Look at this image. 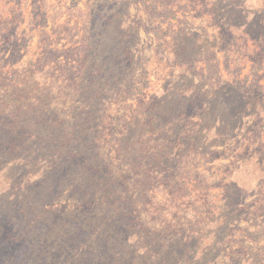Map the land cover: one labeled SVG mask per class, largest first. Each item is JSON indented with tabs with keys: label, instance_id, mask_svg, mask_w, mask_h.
<instances>
[{
	"label": "rangeland",
	"instance_id": "374dc122",
	"mask_svg": "<svg viewBox=\"0 0 264 264\" xmlns=\"http://www.w3.org/2000/svg\"><path fill=\"white\" fill-rule=\"evenodd\" d=\"M0 264H264V0H0Z\"/></svg>",
	"mask_w": 264,
	"mask_h": 264
}]
</instances>
